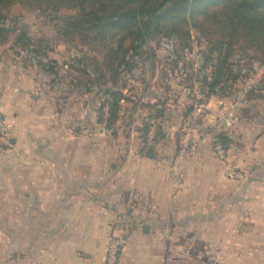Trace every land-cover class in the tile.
<instances>
[{"label":"crops","instance_id":"0c3cea01","mask_svg":"<svg viewBox=\"0 0 264 264\" xmlns=\"http://www.w3.org/2000/svg\"><path fill=\"white\" fill-rule=\"evenodd\" d=\"M17 49L0 55L3 264H104L111 235L127 240L119 264H264L263 94L212 96L195 119L188 88L155 83L145 55L106 77L124 115L107 129L93 74L55 80ZM187 132L196 149L179 157Z\"/></svg>","mask_w":264,"mask_h":264},{"label":"trees","instance_id":"16d2710c","mask_svg":"<svg viewBox=\"0 0 264 264\" xmlns=\"http://www.w3.org/2000/svg\"><path fill=\"white\" fill-rule=\"evenodd\" d=\"M19 1L23 2L0 0V45L13 31L10 25L5 26V12ZM26 5L56 21L57 34L67 47L73 46L74 40L88 50L94 49L97 42L104 44L101 49L105 53H100L99 59L87 57L78 50L84 57L73 58L74 65L61 64L49 59L51 51L41 40H31L21 32L13 44H18L17 48L28 56L33 66L55 80L63 79L70 70L82 75L93 74L88 79L89 87L97 86L99 90L100 85H107L99 64L101 59V62L105 60L112 82L117 83L123 72H130L143 58L147 60L145 49L155 38L173 41L188 49L192 27L206 43L205 51L201 52L199 74L195 76L205 101L229 92V80L235 82L241 72L234 73L233 67L238 65L232 60L244 55L242 51L255 50L260 58L254 60L264 64V0H26ZM61 11L70 14L59 15ZM237 50L242 54L236 53ZM63 66L67 67L66 73ZM191 88L190 85L188 89ZM257 91L259 96L264 94V84ZM98 92V121L105 128L113 129L124 116L121 115L123 95L111 85ZM147 129L145 125L143 132L147 133ZM158 136L156 129L154 142Z\"/></svg>","mask_w":264,"mask_h":264},{"label":"rangeland","instance_id":"374dc122","mask_svg":"<svg viewBox=\"0 0 264 264\" xmlns=\"http://www.w3.org/2000/svg\"><path fill=\"white\" fill-rule=\"evenodd\" d=\"M5 13L7 17L5 26L9 27L10 25V29H13V31L8 35V39L2 44L3 46L0 45V55L5 52V49H9V47L17 49L18 44H13V41L17 39L21 32H25L31 40H41L51 51L49 53V59L57 58L59 61L57 62L61 64L66 63L74 65L73 58L78 56L84 57V54L87 55V57H92V59H99L101 58L100 53H105L103 49H101V47L104 46L102 42H97L94 46L95 48L92 50L86 49L85 46H80L78 40L73 41V46H65L63 40L59 38L57 34L58 28L56 26V21H52L46 13H42L40 10H33L27 7L26 0L17 2ZM68 13L67 11H61L59 15H66ZM87 43H89V46L91 45L90 41H87ZM187 44L188 49L184 50L173 41L155 38L148 43L145 49V55L149 58L147 64L148 68H150V66L153 67L149 69L150 73L155 72L157 74L155 83L161 86L165 79L167 80V78L163 79L164 75L167 73L169 81H172L171 83H178L187 88L191 85L192 88L188 89V93H190L193 99L194 88L197 87L198 90L200 89L199 83L195 80V76L199 74L198 68L202 64L201 52L205 51L206 43L204 39L200 37L199 32L192 27L189 28V40ZM78 50L82 51L83 55L79 53ZM242 52L244 55L235 56L232 60L234 64L238 65L233 67L234 73L241 72L239 74L240 77L236 79L235 82L229 80L230 82H228V85L231 86V89H229L228 93L235 98H240L245 94L255 98L259 96L257 88H259L260 84H264V64L262 65L260 62L254 60L255 57L260 58L255 50L246 49ZM236 53L242 54L240 50H237ZM23 54L24 56H22L21 60H23V63H25L27 67H30L33 62H30L25 53ZM103 58L105 57L103 56ZM86 61H88L87 58ZM101 61L102 59L99 62L101 70L110 81L111 76L106 66H104L105 60H103V62ZM44 62L46 63L47 60H44ZM63 70H65L66 73L64 66ZM122 81H124V79H122ZM110 82H112V80ZM218 95L222 94L219 93ZM193 106L192 101V109L194 108ZM155 125L157 126V124ZM0 226L3 227V216L0 218ZM0 264H3V232H0Z\"/></svg>","mask_w":264,"mask_h":264},{"label":"built area","instance_id":"2783aa9c","mask_svg":"<svg viewBox=\"0 0 264 264\" xmlns=\"http://www.w3.org/2000/svg\"><path fill=\"white\" fill-rule=\"evenodd\" d=\"M65 69H67L66 66H64ZM193 112H194V118H200L204 115V106H205V100L203 98V95L200 93V91L197 89V87L194 88L193 92ZM156 132V125L154 122L148 123V131H147V140L148 145H151L154 142ZM197 141L192 136L191 132H187L184 135V138L182 140V144L178 149V155L179 157H186L190 156L192 153L195 152ZM9 128L8 125L3 118V115L0 113V155L4 154L9 149ZM223 152L220 150V156L222 157ZM231 177H238V174L234 172H229L228 174ZM127 244V240L123 236H115L111 235L109 237V240L107 242L106 248H105V255H104V264H119V256L125 249Z\"/></svg>","mask_w":264,"mask_h":264},{"label":"water","instance_id":"95a60500","mask_svg":"<svg viewBox=\"0 0 264 264\" xmlns=\"http://www.w3.org/2000/svg\"><path fill=\"white\" fill-rule=\"evenodd\" d=\"M146 156L149 157V158H154V155H153L151 149H149V150L147 151Z\"/></svg>","mask_w":264,"mask_h":264}]
</instances>
